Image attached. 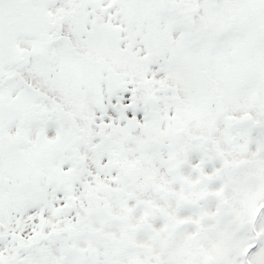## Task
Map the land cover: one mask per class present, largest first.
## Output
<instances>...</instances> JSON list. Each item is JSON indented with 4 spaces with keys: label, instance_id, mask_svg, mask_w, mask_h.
Masks as SVG:
<instances>
[{
    "label": "snow or ice",
    "instance_id": "snow-or-ice-1",
    "mask_svg": "<svg viewBox=\"0 0 264 264\" xmlns=\"http://www.w3.org/2000/svg\"><path fill=\"white\" fill-rule=\"evenodd\" d=\"M0 264H264V0H0Z\"/></svg>",
    "mask_w": 264,
    "mask_h": 264
}]
</instances>
